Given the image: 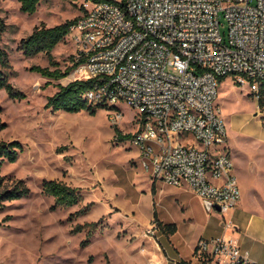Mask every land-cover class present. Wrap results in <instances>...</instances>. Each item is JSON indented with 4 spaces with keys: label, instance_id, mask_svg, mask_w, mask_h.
Returning a JSON list of instances; mask_svg holds the SVG:
<instances>
[{
    "label": "rangeland",
    "instance_id": "1",
    "mask_svg": "<svg viewBox=\"0 0 264 264\" xmlns=\"http://www.w3.org/2000/svg\"><path fill=\"white\" fill-rule=\"evenodd\" d=\"M78 4L40 0L35 13L28 15L16 0H0L5 25L0 47L10 65L3 72L25 95L11 100L0 90V121L6 124L0 141H17L22 147L14 162L2 163L0 176L8 184L22 180L29 189L27 196L0 205V264H161L170 261L161 248L171 257H189L194 241L235 232L232 226L264 211V105L258 106L249 88L231 78L219 82L216 103L240 199L222 213L208 211L189 189L161 181L152 198V180L141 169L137 148L129 138L116 139L117 131L123 136L136 127V112L124 103L117 104L123 114L117 126L110 124L111 111L105 107L75 113L45 107L56 85L74 80L75 68L63 79L49 80L29 70H52L46 55L26 57L18 46L40 24L54 27L76 19ZM51 56L60 70L74 63L68 36ZM43 180L65 183L79 201L67 207L56 204L42 193ZM157 221L175 224L176 233L170 238L159 230L147 234Z\"/></svg>",
    "mask_w": 264,
    "mask_h": 264
},
{
    "label": "built area",
    "instance_id": "2",
    "mask_svg": "<svg viewBox=\"0 0 264 264\" xmlns=\"http://www.w3.org/2000/svg\"><path fill=\"white\" fill-rule=\"evenodd\" d=\"M77 1L66 36L73 79L90 81L86 104L110 110L113 126L123 117L118 103L136 112L129 139L151 180L187 187L220 213L234 208L240 191L217 90L231 78L261 98L264 0ZM195 249L197 264H254L222 235Z\"/></svg>",
    "mask_w": 264,
    "mask_h": 264
},
{
    "label": "trees",
    "instance_id": "3",
    "mask_svg": "<svg viewBox=\"0 0 264 264\" xmlns=\"http://www.w3.org/2000/svg\"><path fill=\"white\" fill-rule=\"evenodd\" d=\"M19 3V10L22 13L31 15L35 13L37 5L40 0H16ZM75 20V19H74ZM67 21L63 24L56 25L54 27H46L43 24L33 28V31L25 38L22 39L18 49L22 51L26 57H32L38 53H44L49 61L50 65L54 68L51 70L49 67L31 66L30 71L39 74L40 76L49 80H60L67 77L73 68L78 65V62H74L68 68L60 70L57 64L53 62L51 51L60 43L68 33L69 26L73 21ZM5 31V25L0 18V41L3 32ZM9 61L6 52L0 47V90H4L11 100H22L25 95L15 90L8 82L7 76L4 74V70L9 69ZM225 77L220 78L219 82L223 81ZM90 81L73 80L66 85H56L57 90L55 93L46 99L45 107L52 110H61L66 113H75L82 109H90L83 99L84 92L89 88ZM261 98L257 102L258 106L264 105V86L259 88ZM1 113V107H0ZM6 128V124L0 121V132ZM130 134L121 136L117 131L116 139L123 140L130 138ZM22 147L17 141H0V166L3 162H14L18 151H21ZM41 191L44 195L52 196L55 199L56 204L63 206H72L79 201L75 190L67 186L65 183L58 180H43L41 182ZM151 194L154 195L155 187L151 184ZM29 194V189L22 182V180H16L13 183H6L3 176H0V205L5 201H13L25 197ZM154 221H156V214L153 213ZM158 230L164 235H172L176 231V225L173 223L156 222ZM196 249L194 248L193 256ZM178 264H197L191 263V261L180 260Z\"/></svg>",
    "mask_w": 264,
    "mask_h": 264
},
{
    "label": "crops",
    "instance_id": "4",
    "mask_svg": "<svg viewBox=\"0 0 264 264\" xmlns=\"http://www.w3.org/2000/svg\"><path fill=\"white\" fill-rule=\"evenodd\" d=\"M152 183L154 184L155 187L157 181L152 180ZM185 188L188 189L187 187ZM155 194H156V187H155L154 195ZM154 195L151 194L152 198L154 197ZM232 227L236 229L235 232H228V233L224 232L221 235L226 238H230L233 241H236L242 249L247 250L249 252L250 259L254 264H264V211H261L260 214L258 213H254L251 215L249 214L246 219L241 220V223L234 225ZM176 231H177V227H176ZM174 234L165 235V236L170 238ZM221 235H217V236H221ZM203 239H208V238H203ZM195 245H196V241L192 243L190 247V255L189 257L186 258L179 257L178 255L177 257L173 255L171 257V255H169V253H167L165 249L161 248L163 257L170 258V261L163 260L161 264H178V261L180 260L191 261V263H196L195 257L192 255ZM173 249L175 252H177V249L175 248Z\"/></svg>",
    "mask_w": 264,
    "mask_h": 264
},
{
    "label": "water",
    "instance_id": "5",
    "mask_svg": "<svg viewBox=\"0 0 264 264\" xmlns=\"http://www.w3.org/2000/svg\"><path fill=\"white\" fill-rule=\"evenodd\" d=\"M203 203H204L205 208H206L208 211H210V210L212 209L209 203H207V202H203ZM213 209H214L216 212H220V209H219V207H217V206H215Z\"/></svg>",
    "mask_w": 264,
    "mask_h": 264
}]
</instances>
